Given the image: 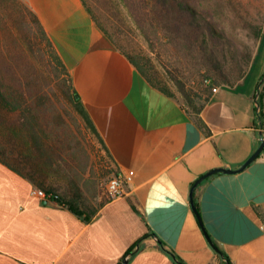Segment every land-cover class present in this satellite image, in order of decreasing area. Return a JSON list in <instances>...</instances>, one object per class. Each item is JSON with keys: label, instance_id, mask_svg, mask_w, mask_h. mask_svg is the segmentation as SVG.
<instances>
[{"label": "crops", "instance_id": "obj_1", "mask_svg": "<svg viewBox=\"0 0 264 264\" xmlns=\"http://www.w3.org/2000/svg\"><path fill=\"white\" fill-rule=\"evenodd\" d=\"M71 74L116 169L133 180L91 218L0 162V264H264V31L248 74L200 114L166 95L98 28L83 0H25ZM263 93V96L261 95ZM161 241V242H160Z\"/></svg>", "mask_w": 264, "mask_h": 264}, {"label": "rangeland", "instance_id": "obj_2", "mask_svg": "<svg viewBox=\"0 0 264 264\" xmlns=\"http://www.w3.org/2000/svg\"><path fill=\"white\" fill-rule=\"evenodd\" d=\"M85 1L113 43L130 53L151 57L159 77L168 83L175 98L190 109L182 89L191 93L196 105H202L209 78L222 85L239 83L243 76L234 55L243 54V58L247 53L252 61L260 50L262 39L256 33L264 30V0H187L212 21L215 33L221 35L222 38H214L218 40L217 47L211 43L210 32L207 45L201 44L203 39H193L194 44L187 45L182 36L165 38L163 31L154 28L148 37L121 0ZM32 13L35 12L25 0L0 1V50L5 52L3 56L0 51V63L7 61L11 77L21 79L27 96L44 99L48 105L42 108L43 124L48 122L49 129L55 132L58 151L51 154L55 163L50 164L48 155L32 152V159L39 158L45 168L47 180L42 189L53 188L69 199L77 197L81 209L95 212L108 198V182L118 170L99 136L71 101L65 81L68 75L56 62ZM226 74L228 82L223 81ZM17 117L9 115L11 122ZM54 117L57 118L51 123ZM13 157L20 155L15 151ZM39 162H32L31 166L35 163L37 168ZM46 164L51 166L46 168Z\"/></svg>", "mask_w": 264, "mask_h": 264}, {"label": "trees", "instance_id": "obj_3", "mask_svg": "<svg viewBox=\"0 0 264 264\" xmlns=\"http://www.w3.org/2000/svg\"><path fill=\"white\" fill-rule=\"evenodd\" d=\"M4 1V0H0ZM125 7L127 8L129 14L133 17L136 24L147 34L148 37L152 35V29L155 31L161 30L164 32V37L171 38L174 40L180 36L185 38V43L187 45L194 44V40H202L201 44L207 45L208 40V32H210L213 45L215 47L218 46V40L214 38L216 36L221 37V35L215 33L214 25L210 19L205 16L202 12L197 11L193 5H191L187 0H121ZM85 6L88 8L95 22L96 19L90 7L87 5L86 1L83 0ZM32 16L38 25L45 41L48 43L51 48L53 55L56 59V62L65 73L68 75L66 78V83H68V92L69 97L73 103L77 106L78 110H80L81 115L86 121L87 125L99 136L101 142L105 143L102 140L93 120L91 119L86 107L81 101V98L73 84V80L71 74L69 72L68 67L63 61L62 57L58 53L54 43L50 39L48 33L46 32L44 26L42 25L39 17L36 13H32ZM98 26V24L96 23ZM152 27V28H149ZM108 37L109 35L100 27ZM264 31V30H263ZM263 31H257V36L261 39L263 36ZM176 33V34H174ZM112 41V39L109 37ZM113 43V41H112ZM114 44V43H113ZM115 45V44H114ZM116 46V45H115ZM120 49L136 66V68L144 75V77L154 86L159 89L166 95L175 98V94L171 87H169L168 83L159 77V73L153 63V59L148 57L147 55L140 53H130L126 50ZM1 51V55H5L3 50ZM244 57L242 58L238 55L234 58L237 62L239 69L241 70V76L243 79L248 74L250 66L254 60L251 61V55L244 53ZM4 61V60H3ZM12 68V66H11ZM15 72V70L12 68ZM10 75V77H9ZM224 75V74H223ZM223 75H221L223 77ZM229 75H225L224 82H228L227 77ZM210 83L205 88V99L202 105H196L194 103V98L191 93L184 89L182 92L186 99L190 102L191 112L195 114H200L206 103L209 101L213 89L215 85L224 84L221 81L215 82L213 79L209 78ZM233 86V85H232ZM263 96V93L261 94ZM33 97L27 96V91L24 85L22 84L21 79L17 76L11 77L10 67H8L7 61L0 63V162L9 166L16 172L21 175L29 178L33 183H35L40 188H43L45 185V180H47V176L45 174V168L42 163L38 160L39 158L35 157L32 159V152L38 153L39 156L48 155L47 161L50 163H55L53 156L51 154H55L58 151L55 132L52 129H49V124H43V119H45L42 115V108L46 105L43 100H32ZM17 114V119L15 122H11L9 115ZM51 122H55V119ZM261 120L264 121V112L261 113ZM52 135L55 137H52ZM66 136H69L67 133ZM71 137V136H70ZM10 146L13 148L11 149ZM17 151L19 157H13ZM41 158V157H40ZM32 162H39L40 164L35 168V163L31 166ZM46 164V168H49ZM33 167V168H32ZM32 168V169H31ZM45 190V189H44ZM48 194L53 195V200L70 207L74 212L84 215L87 214V218H91L95 212H86L81 209L78 205L77 197L75 199H69L53 188H48Z\"/></svg>", "mask_w": 264, "mask_h": 264}, {"label": "water", "instance_id": "obj_4", "mask_svg": "<svg viewBox=\"0 0 264 264\" xmlns=\"http://www.w3.org/2000/svg\"><path fill=\"white\" fill-rule=\"evenodd\" d=\"M264 81V79H263ZM264 152V138H262L261 140V143L258 147V149L254 152V154L241 166L239 167L238 169H231V168H217V169H214L212 171H210L209 173H207L206 175L202 176L200 179H198L196 181V183L194 184V186L192 187V190H191V201H192V207L200 221V224L202 226V228L204 229L205 233H206V236L210 242V244L212 245V247L217 251L219 252L220 254L224 255L223 252L221 251L220 247L214 242V240L211 238V236L208 234V232L206 231V228L204 226V223H203V220H202V217H201V214L198 210V207L196 206V203H195V191L197 189V187L202 184V182L204 180H206L207 178H209L210 176H212L213 174H216V173H219V172H222V173H225V174H235V173H239V172H242L244 171L245 169H247L253 162H255L259 157L260 155ZM161 242V241H160ZM227 264H230V262H228Z\"/></svg>", "mask_w": 264, "mask_h": 264}, {"label": "built area", "instance_id": "obj_5", "mask_svg": "<svg viewBox=\"0 0 264 264\" xmlns=\"http://www.w3.org/2000/svg\"><path fill=\"white\" fill-rule=\"evenodd\" d=\"M217 89L218 87H215L213 90L216 91ZM132 180H133V177L131 175L124 173L122 171H118L110 179L107 185V194H108L109 200L113 201V200H117L125 196L127 186L128 184L132 182ZM35 193L39 197L45 200L55 201L53 200V195L48 194L47 191H45L44 189H38L37 191H35Z\"/></svg>", "mask_w": 264, "mask_h": 264}]
</instances>
